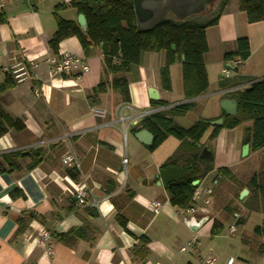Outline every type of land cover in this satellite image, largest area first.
<instances>
[{
  "label": "crops",
  "instance_id": "crops-1",
  "mask_svg": "<svg viewBox=\"0 0 264 264\" xmlns=\"http://www.w3.org/2000/svg\"><path fill=\"white\" fill-rule=\"evenodd\" d=\"M71 1L0 0V15L6 18L0 24V85L11 75L7 69L20 65L24 55L38 65L24 82L0 93V106L5 113L25 126L23 131L9 128L0 139V168L9 169L5 155L21 153L20 169L0 173V264H201L207 256L217 257L221 264L229 258H234L235 264H264V231L256 233L251 241L226 240L229 237L223 234L211 236L216 220L209 208L211 200L208 205L195 204V215H185L171 205L166 188L158 185L157 176L180 141L169 137L151 152L149 146L138 140V133H131L144 115L167 111L186 102H194L195 107L175 117L182 127L189 128L203 118L192 115L199 104L208 114L203 119H221L225 98H234L237 89L250 85L247 79H264V21L249 24L246 14L239 10L238 0H231L218 24L207 29L208 52L204 60L210 86L203 97L185 100L180 62L171 66L172 90L162 88L159 72L166 55L161 52L144 54L140 65L126 74L130 103H124L118 91L108 89L91 104L89 97L93 96L101 76L104 79L108 76V82L113 78L104 74L101 47L85 53L75 37L64 40L58 54L49 47V40L57 30L56 8ZM57 14L68 21H77L80 15L70 7ZM243 38L249 41L251 55L244 65H239L240 69L234 67L237 61L226 64L224 54L234 52L237 40ZM65 55L84 59L89 72L53 75L47 61ZM226 66L230 69L227 77L222 74ZM36 89L40 91L39 97L34 94ZM152 90L157 92L158 100L150 98ZM153 101H163L168 106H155ZM95 111L103 116L95 115ZM239 127H244L242 135L229 143L230 134ZM239 127L222 129L217 137L218 146L209 141L212 128L200 142L213 147L214 160L220 157V164L203 180L215 174L212 180L217 179L213 181L217 187L213 194L224 185L216 170L228 167L234 176L237 172V164L232 165L233 160L228 162L222 157L230 153L241 155L245 125ZM71 151L76 153L81 166L78 181L67 175L68 167L62 164L63 156ZM74 184H85L100 202V208L93 212L79 208L72 195ZM15 190L25 197L13 199L11 193ZM151 201L162 203L158 215L149 210ZM23 212H33L41 220H32L17 234V220ZM254 214L257 213L249 214L241 208L240 213L231 215L242 227ZM118 215L125 219L126 229L117 221ZM189 217L208 220L192 231L184 223ZM73 228H83V238L74 246L50 238L54 253L45 258L39 244L41 233L51 236ZM193 239L199 245L182 251ZM251 242L253 248L248 245ZM146 249L147 257L143 259Z\"/></svg>",
  "mask_w": 264,
  "mask_h": 264
},
{
  "label": "trees",
  "instance_id": "trees-1",
  "mask_svg": "<svg viewBox=\"0 0 264 264\" xmlns=\"http://www.w3.org/2000/svg\"><path fill=\"white\" fill-rule=\"evenodd\" d=\"M231 0H219L204 15L192 16L186 20L168 18L160 21L153 28L140 31L136 26V17L132 0H73L68 5H60L56 8L55 17L57 30L49 40V47L54 54H58L60 44L69 38H77L85 53L91 48L101 47L103 53L104 74L113 76L110 82L101 81L95 88L93 96L89 97L91 104L98 101L99 95L107 92L108 89L118 91L124 103H130L129 81L126 74L132 73L141 63L146 53H161L166 55L165 65L160 69L162 88L166 91L172 90L171 66L177 62L181 63L182 90L186 101H191L205 96L209 90V79L205 66L204 56L208 52L207 34L208 28L218 24L221 16ZM239 10L247 16L249 24L264 21V0H238ZM74 8L77 13L85 15L88 29L84 32L77 21H68L58 16V11L65 8ZM6 22V18L0 15V24ZM234 52H226L224 61L226 64L240 61H247L251 55L249 41L246 38L236 42ZM175 46L173 50L172 47ZM237 70V68H235ZM17 85L12 75L0 85V93L6 92ZM234 99L238 103L237 113L233 116L222 113L223 126H213L215 119H199L189 128L180 126L175 117L183 116L195 107L194 102H186L176 105L167 111H160L146 115L131 129V133H139L147 130L153 135L149 151H155L169 137L180 141L175 153L166 161L162 169L169 166L188 167L186 176L176 182L168 184L165 188L169 195L171 205L178 210H185L194 205L193 196L195 190L201 186L203 180L211 174L215 168L212 162L200 157L201 149L195 144L200 143L205 134L212 128L209 141L216 139L222 129H235L245 125L243 144L249 145L253 153L264 151V79L257 80L248 87L236 90ZM153 105L159 107L168 106L163 101H153ZM9 128L16 131H23L25 126L22 121L15 120L5 113L0 106V139L4 137ZM31 153V152H30ZM33 156L34 154H30ZM9 169L0 168V173L11 172L20 169L18 159L21 153L5 155ZM35 164L29 166L32 169ZM67 175L74 181L79 180V172L68 168ZM217 176L228 181L236 178L228 167L216 170ZM201 181L198 187H194V181ZM217 180V179H215ZM247 188L249 196L243 201L237 200L239 207H231L227 203L225 209L230 214L240 213L245 209L249 214L264 213V166L256 172L248 184L241 191ZM11 197L24 198L25 195L15 190ZM89 212L95 208H89ZM34 219L41 220L33 212H23L18 218L17 234L25 230L27 225ZM119 224L126 229V221L117 216ZM256 233L261 228L256 227ZM83 228H73L67 233H55L50 236L54 241L74 246L82 236ZM223 232V224L214 220L211 236H219ZM147 243V239H144ZM146 249L143 259L147 257Z\"/></svg>",
  "mask_w": 264,
  "mask_h": 264
},
{
  "label": "water",
  "instance_id": "water-1",
  "mask_svg": "<svg viewBox=\"0 0 264 264\" xmlns=\"http://www.w3.org/2000/svg\"><path fill=\"white\" fill-rule=\"evenodd\" d=\"M219 0H132L134 6V12L136 17V26L140 31H146L153 28L160 21L173 18L176 20H186L192 16L204 15L207 13ZM81 29L86 32L88 29L87 19L85 15L80 14L77 19ZM175 49V46L172 47ZM150 98L158 100V94L154 90L150 92ZM222 108L227 115L233 116L237 113L238 103L232 99L225 98L222 101ZM223 118L212 122L213 126H223ZM138 140L150 146L153 141V135L147 130H143L136 136ZM198 149H201L200 157L206 161L212 162L215 158V151L213 147L207 143L204 146L201 143H195ZM249 145H245L242 149L243 155H248ZM188 167H174L169 166L161 169L157 176L158 185L166 187L172 182L183 179L187 172ZM201 181L197 180L192 183L194 187H198ZM250 192L248 189H244L240 195L239 200H244L249 196ZM208 220V217L198 219L197 217H189L184 219V223L192 231L197 227H200L203 223Z\"/></svg>",
  "mask_w": 264,
  "mask_h": 264
},
{
  "label": "built area",
  "instance_id": "built-area-1",
  "mask_svg": "<svg viewBox=\"0 0 264 264\" xmlns=\"http://www.w3.org/2000/svg\"><path fill=\"white\" fill-rule=\"evenodd\" d=\"M241 64L240 61H237L234 64V67H238ZM47 65L49 68V71L59 77H63L66 75H72V74H78L82 75L87 72H89V66L86 63V61L80 57L74 56V55H65L60 59H57L55 57L51 58L47 61ZM38 67V65L35 63L34 60L27 59L24 55L23 62L14 67L13 69L9 70L7 69V72H11V75L13 76L14 80L17 84L24 82L26 79H28L30 75V71ZM222 74L228 76L230 74L229 66H226L222 69ZM248 87V86H245ZM245 87H242L240 89H243ZM34 94L36 97L40 96V91L35 90ZM95 115L97 116H103V113L100 111H95ZM146 116V115H144ZM62 164L65 167L75 169L76 171H80V162L78 159V156L75 152L71 151L66 153L62 158ZM128 159L125 158L123 160V166L125 169L127 168ZM213 194L212 189H206L202 186L198 187L195 190L194 196H193V203L194 205L188 207L187 209L183 210V214L185 215H195L197 213L195 204L202 202L205 205H208L210 203V196ZM72 195L76 199V205L79 208L83 209H89V208H100V202L95 199L93 196V193L85 184H74L72 186ZM162 203L159 201H151L148 204L149 210L154 214L158 215L161 212L162 209ZM237 232V228L235 225L230 226L229 228V234L234 235ZM50 241V235L47 232L41 233V240L39 241V244L44 249V257L49 259L51 256H53V248L49 243ZM199 242L196 239L191 240L188 242L186 247L182 248V251H186L189 247L198 246ZM201 264H221L220 260L215 256H207L202 258ZM222 264H235L234 258L227 259Z\"/></svg>",
  "mask_w": 264,
  "mask_h": 264
},
{
  "label": "rangeland",
  "instance_id": "rangeland-1",
  "mask_svg": "<svg viewBox=\"0 0 264 264\" xmlns=\"http://www.w3.org/2000/svg\"><path fill=\"white\" fill-rule=\"evenodd\" d=\"M242 65H244V62L242 63ZM241 66H239L240 69H241ZM103 76H101L99 84L101 81H103V80L106 81L108 79L107 78L108 76L105 79L103 78ZM224 76L227 77L226 75H224ZM259 79H247V81H248L247 84L253 83ZM237 90H239V89H237ZM200 105L201 104H199L198 105L199 107L193 111L192 115L193 116L199 115L200 117H203V118L207 117L208 114L206 112H204L203 107L200 108ZM184 125H187V124H184ZM243 128L244 127H239L235 131V133L230 134L229 143H232V141L234 143L235 139L239 138L241 132L243 131ZM212 142H213V146H218V144H219V141L217 140V138L212 140ZM222 158H223V160L227 159L228 162H230L229 160H233L232 165L237 164L235 166V169L238 168L236 170L237 172L235 174L236 179L234 181H228L226 179H222V183L224 182V185L221 188L220 187L217 188V191H216L217 193L212 194L209 197L210 200L212 201V205L209 206V208L213 212L215 219L219 220L223 224V233L222 234H223V236H227V238L229 237L228 239H226V237H223L224 239L234 240V241L240 240V239H246V240L251 241L252 240L251 238L256 235L255 229H256L257 225H259V227H261V230L264 231V213L252 215L250 220L248 221V223L245 226L241 227V226H238L236 224L237 220L235 219V217L233 215H231L225 209V207H226V205H228L227 203H231V207H233V208L239 207L237 196L239 193L242 192L241 191L242 188L248 184V182L252 178V176L256 172H258L261 169V167L264 166V151L253 153L249 149V154L246 156L243 155V153L241 152V155L239 154L238 157H237V155H235V154L232 155L230 153L229 155H227V157H222ZM238 161H239V164H238ZM212 163H213L214 167L218 166L220 164V157L219 158L217 157L214 161H212ZM214 176H215V174L210 176V178L208 180L203 182L202 187L206 188V189L210 188V189L214 190V188L217 187L213 182L215 179L212 180ZM244 189H247V188H244ZM232 224L235 225L237 228V232L234 235L229 234V228H230V225H232ZM248 245L251 248L254 247L252 242L248 243Z\"/></svg>",
  "mask_w": 264,
  "mask_h": 264
},
{
  "label": "flooded vegetation",
  "instance_id": "flooded-vegetation-1",
  "mask_svg": "<svg viewBox=\"0 0 264 264\" xmlns=\"http://www.w3.org/2000/svg\"><path fill=\"white\" fill-rule=\"evenodd\" d=\"M204 146V145H203Z\"/></svg>",
  "mask_w": 264,
  "mask_h": 264
}]
</instances>
